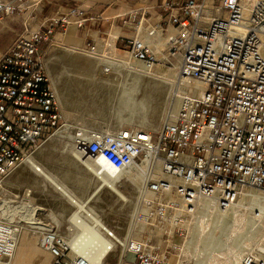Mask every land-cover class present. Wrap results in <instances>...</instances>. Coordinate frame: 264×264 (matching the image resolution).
Masks as SVG:
<instances>
[{"label":"built area","instance_id":"1","mask_svg":"<svg viewBox=\"0 0 264 264\" xmlns=\"http://www.w3.org/2000/svg\"><path fill=\"white\" fill-rule=\"evenodd\" d=\"M41 1L0 0V23L35 10ZM155 8L160 11L155 23L144 9L116 18L126 33L121 40L129 57L145 68L177 56L175 114L154 133L79 129L73 137L77 152L120 173L139 170L145 183L133 222L148 226L194 218L199 199L226 210L245 188L264 190V0H160ZM86 20L76 8L44 19L36 29L24 20L22 32L1 55L0 182L68 127L43 53L56 30L71 23L80 27ZM88 47L96 54L94 45ZM2 203L0 209L8 210ZM38 230L40 248L51 264H105L106 256L96 262L77 253L73 239L52 226ZM150 243L149 236L128 238L119 264H175L179 245L168 243L159 251ZM16 244L17 228L0 220V263L12 258ZM257 245L242 254L239 264H264V233Z\"/></svg>","mask_w":264,"mask_h":264},{"label":"rangeland","instance_id":"2","mask_svg":"<svg viewBox=\"0 0 264 264\" xmlns=\"http://www.w3.org/2000/svg\"><path fill=\"white\" fill-rule=\"evenodd\" d=\"M119 27V21L112 23L109 19L99 22L93 29L95 38L92 40L87 37L77 46L79 49L62 42H52L45 47V68L49 79L52 78L55 82V91L79 104L73 103L62 109L68 120L65 119L68 127L34 151L31 154L32 160L34 159L37 168L49 173L56 183L82 201L85 213L94 216L100 225L109 228L123 243L130 236L136 239L149 236L151 246L159 251L164 250L168 243L179 245L180 250L173 258L176 260L175 264H234V254L239 251H243V254L248 248H256L262 236L253 235L256 230L254 228L258 227L253 215L260 212L250 200L251 195L263 193V189L245 188L242 196L235 202L240 203V207L230 212L228 210L215 220L205 215L208 226L202 223L199 210L194 218L185 216L178 224L173 219L154 226L135 224L133 218L144 186V182L137 177L139 170L127 169L118 176L114 184L124 196L121 198L108 187H102L98 176L88 168H96L93 158L74 148L73 137L79 129L110 132L137 128L154 133L160 128L167 112L174 114L177 110L178 99L173 95L175 86L172 84V81H176L177 56L169 55L170 61L167 64L147 68L150 74L142 73L145 67L129 57L121 40L126 34ZM116 37L120 38L117 40ZM88 44L94 45L96 56L97 53H106L114 48L113 54L121 57L123 62L118 65L108 64L88 56L92 55ZM162 56L163 54H158L159 59ZM105 67H110V70L104 72ZM171 69H174L173 74L170 73ZM134 72H139V79L133 77ZM125 91L129 93L132 109L116 111L119 96ZM102 102L108 104L109 110L95 114V108ZM74 154L80 155L82 160L76 159ZM88 198L90 199L87 200ZM2 202L8 206H18L17 211L10 207L8 211L0 209V220L14 222L15 228H18L15 252L11 259L2 261L4 263L51 264V257L39 245V230L36 229L42 225L52 226L61 235L82 242L86 241L82 236L90 234L92 228V223L89 222L91 220L88 219L89 221H84L83 227H75L69 231V218L77 207L70 204L51 182L44 181L35 168L24 162L0 182V204ZM30 206L40 210L32 212ZM25 241L33 245L36 258L25 255L17 263L16 258L22 256ZM123 253L124 247L117 245L103 262L119 264ZM214 256L216 259L212 261Z\"/></svg>","mask_w":264,"mask_h":264},{"label":"bare ground","instance_id":"3","mask_svg":"<svg viewBox=\"0 0 264 264\" xmlns=\"http://www.w3.org/2000/svg\"><path fill=\"white\" fill-rule=\"evenodd\" d=\"M107 20L108 19L105 18V21H107ZM76 49H79V48H76ZM88 56L94 57V58H96V59H98V60H100L102 62L108 63V64L118 65L119 63L123 62L122 59H119V58L116 59V58L110 57V55L107 54V52L106 53H97V56L94 55V54H92V55H89L88 54ZM43 62H45L44 61V58H43ZM44 65H45V63H44ZM173 70L174 69H171V72L170 73H172ZM142 73L150 74L149 69H147V68H145V70ZM133 74L135 75V76L133 75L134 78H137V79L140 78L139 72L138 73L137 72H134ZM50 82H51V85H52V87L54 89L55 82L53 81L52 78L50 79ZM173 83H174V86H176L175 80L172 81V84ZM54 91H55V89H54ZM55 93H56V95H58L57 98L59 100L61 110L62 109H65L67 106H70L73 103L79 104V102L73 100L70 97L65 98V97H62L60 94H57L56 91H55ZM132 106L133 105H132V102H130L129 93L127 91L122 92L120 94V96H119V99H118V103H117V106H116V111H117V109H118V111L120 110V112L121 111H125L127 109L131 110L132 109ZM109 108L110 107H108V104L106 102H102V103H100L95 108V114H97V113H105V112H107L109 110ZM174 114H172V113H170V111H168L167 112V115L164 118V120L168 119L169 117L173 116ZM65 119L67 120L66 117H65ZM74 157L76 159H78V160H82V157L80 155H78V154H74ZM33 160H32L31 155H28L26 157V159L24 160V163L26 165L30 166V167L35 168V170L39 172L41 178L44 181L51 182L54 185V188L66 200H68L70 204H74L77 207V209L74 211V213L69 218V221L71 223H73V225L75 227H83L84 224H85L84 223L85 219H90V220L93 221V223L95 225V228H93V230H90V234H87L86 233V234H84V237L82 236V238H85L86 241L82 242V241H79L78 239L71 240V245L77 251V253H79V254H81V255L89 258L91 261L98 262L99 260H101L102 258H104L109 253L110 250L107 249L108 247H111V249H112V248L116 247L117 245L124 246V243L125 242L123 243L122 240L118 239L109 228H107L104 225L102 226V224L100 225L99 222L96 221V219L94 218V216L91 217L90 215H88L87 213H85L83 211L84 210V205H83V202L82 201H80L78 198H76L74 195L70 194L66 189H64L58 183H56L53 180L52 176L49 173H47L46 171L41 170L40 168H37L36 167V164L33 162ZM92 160H93L94 165L96 166V168H94V167H88V168H90L91 171H93V173L95 174V176H98L97 178H99L100 183H101V186L102 187H108L110 190H112L114 193H116L119 197L123 198L124 196L121 194V192L117 189V187L114 184L116 182L118 176L120 175V172H118V171L110 168L102 160H96V159H92ZM85 166H86V164H85ZM129 170H131V169H129ZM156 175L158 177L161 176V174H160L159 171L156 172ZM137 177L140 178L145 183V179H144V177H143V175L141 173H139L137 175ZM142 190L143 189H141V191ZM141 191H140V194H141ZM92 196H94V195H92ZM241 196H242V194H241ZM239 197L240 196H238L237 199H239ZM251 197H252V199L250 200L251 201V204L253 206H255V207H258V211L260 212L258 215H253L254 216V219L258 223V227L257 228L256 227L254 228V230L255 229L256 230L253 231V235L260 236L264 232V230L263 231L261 230V228L264 227V192L263 193H259V194L256 193V195L253 194V195H251ZM89 199L90 198H88L87 200H89ZM237 199H236V201H237ZM235 202L233 203V205L231 206V208L226 209V210L225 209L224 210H221V209L216 208L215 205H214V203L212 201L206 200V199H199L198 203H196V207H195L196 213L195 214H197V212L199 210V213H201V215H202V218H201L202 219V223L204 225L208 226L209 223L205 221V215H209V217L211 216L212 219H214V220H215V218L218 219L217 217H221L228 210L230 212V211H233L234 209L240 207V203H236L235 204ZM2 204H4L7 208L10 207L12 209H14V208L15 209H18V206H14V205L8 206V204L7 203H4V202ZM15 205H17V204H15ZM29 208H30V210L32 212H37V211L40 210V208H37V207L31 208V206H30ZM15 211H17V210H15ZM88 211H91V210H88ZM21 213H23V212H21ZM238 217H240V216H238ZM5 220H7V219H5ZM7 222H10V221L7 220ZM12 223H14V222H12ZM217 223H218V221H217ZM44 226L45 225H42V226H40L38 228L40 229V228H43ZM38 228L36 230H38ZM109 233H110V237H112V238L108 237ZM81 235H83V232L81 233ZM130 237H132V236H130ZM130 237H128V238H130ZM25 242L26 243H23L22 248H26L29 244H31L30 242H28V243H27V241H25ZM86 242H88V243L87 244H84ZM16 246H17V244H16ZM247 247H248V243L245 244V249H247ZM257 247L259 248L260 251H263L262 250V247H260L259 245H257ZM21 252L23 253V249L21 250ZM242 252L239 251L236 254H234L235 255V257L233 256L235 258V263L234 264H238L239 258H241V256H242L241 255ZM215 256H217V255H215ZM215 256L212 257V258H214L212 261H214L216 259ZM0 264H9V263L1 262Z\"/></svg>","mask_w":264,"mask_h":264},{"label":"crops","instance_id":"4","mask_svg":"<svg viewBox=\"0 0 264 264\" xmlns=\"http://www.w3.org/2000/svg\"><path fill=\"white\" fill-rule=\"evenodd\" d=\"M159 2L160 0H43L35 10H32V8L24 10L21 14L5 19L0 23V57L6 48L13 42L16 35L22 32L24 20H28L29 29H36L40 23L48 17L53 15L63 16L71 9H78L88 20L80 27L71 23L63 30H56L52 41L54 43L62 42L69 44L72 45V48L76 49L79 48L77 46L87 37L92 40L95 38L93 29L96 28L99 22L105 21V18L108 20L110 19L113 23L114 21H119L116 18L119 15H126L134 9H144L146 10L145 17H147L148 21L152 23L159 21L160 11L155 8ZM141 11L142 10H140L139 13ZM95 16H99L101 19L98 17L96 19L93 18ZM79 18H81V16ZM89 18L93 19L89 20ZM75 20H78V18H75ZM169 32L173 33L174 30L171 28ZM114 50V48L108 50L107 54L112 58L121 59V57H117L113 54ZM22 249V256L15 257L17 263L22 257L24 258L25 255H33V257L36 258L33 245H28L26 248Z\"/></svg>","mask_w":264,"mask_h":264}]
</instances>
